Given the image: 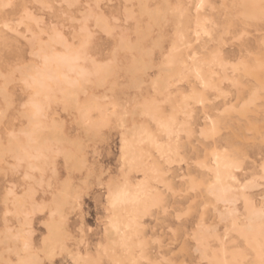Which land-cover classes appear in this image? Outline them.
Here are the masks:
<instances>
[{
    "label": "rangeland",
    "instance_id": "obj_1",
    "mask_svg": "<svg viewBox=\"0 0 264 264\" xmlns=\"http://www.w3.org/2000/svg\"><path fill=\"white\" fill-rule=\"evenodd\" d=\"M0 264H264V0H0Z\"/></svg>",
    "mask_w": 264,
    "mask_h": 264
},
{
    "label": "bare ground",
    "instance_id": "obj_2",
    "mask_svg": "<svg viewBox=\"0 0 264 264\" xmlns=\"http://www.w3.org/2000/svg\"><path fill=\"white\" fill-rule=\"evenodd\" d=\"M201 28H202V27H201ZM197 71H198V70H197ZM197 75H199V74H197ZM200 76H201V75H200ZM204 83L207 84V82H204ZM137 140H138V139H137ZM145 140H146V139H145ZM149 141H150V140H149ZM143 142H144V141H143ZM151 142H152V141H151ZM135 144H136V143H135ZM133 152H134V151H133ZM215 159H216V158H215ZM131 161H132V160H131ZM215 164H216V163H215ZM221 164H222V163H221ZM129 165H130V164H129ZM216 166H217V165H216ZM225 166H226V165H225ZM217 174H218V173H217ZM215 175H216V174H215ZM217 178H218V180H219V177H218V176H217ZM220 178H222V177H220ZM212 187H213V186H212ZM119 192H120V191H119ZM121 194H122V193H121ZM120 196H121V195H120ZM118 199H119V198H118ZM118 199H117V200H118ZM124 199H125V198H124ZM124 199H123V200H124ZM134 199H136V198H134ZM119 200H120V199H119ZM132 200H133V199H132ZM112 201H113V200H112ZM115 201H116V200H115ZM120 201H121V200H120ZM126 201H127V200H126ZM128 201H129V200H128ZM137 201H138V200H137ZM118 202H119V201H118ZM121 202L124 203L123 201H121ZM133 202H134V201H133ZM127 203H128V202H127ZM116 204H117V203H116ZM118 205H119V204H118ZM118 205H117V206H118ZM121 205H122V204H121ZM118 207H119V206H118ZM114 223H115V222H114ZM117 224H118V223H117ZM117 224H116V225H117ZM114 225H115V224H114ZM117 226H118V225H117ZM118 227H119V226H118ZM113 228H114V227H113ZM118 229H119V228H118ZM115 230H116V229H115ZM122 244H123V243H122Z\"/></svg>",
    "mask_w": 264,
    "mask_h": 264
}]
</instances>
